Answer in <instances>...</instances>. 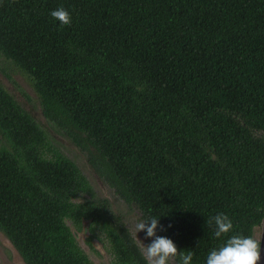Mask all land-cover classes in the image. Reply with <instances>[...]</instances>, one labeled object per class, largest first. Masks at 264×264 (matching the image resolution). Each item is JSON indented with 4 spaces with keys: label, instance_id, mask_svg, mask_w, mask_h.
I'll return each instance as SVG.
<instances>
[{
    "label": "trees",
    "instance_id": "16d2710c",
    "mask_svg": "<svg viewBox=\"0 0 264 264\" xmlns=\"http://www.w3.org/2000/svg\"><path fill=\"white\" fill-rule=\"evenodd\" d=\"M59 7L69 25L50 16ZM0 54L124 202L142 219L166 215L157 234L192 264L223 243L218 213L256 239L264 0H0ZM0 135V231L26 264H95L68 221L89 245L107 242L115 264H145L107 199L78 201L88 179L1 84Z\"/></svg>",
    "mask_w": 264,
    "mask_h": 264
},
{
    "label": "rangeland",
    "instance_id": "374dc122",
    "mask_svg": "<svg viewBox=\"0 0 264 264\" xmlns=\"http://www.w3.org/2000/svg\"><path fill=\"white\" fill-rule=\"evenodd\" d=\"M0 84L16 99V101L27 112H29L36 119L38 124L45 130L52 148L58 149L71 160H73L86 176L92 187V191L91 194H86L83 197H80L78 201L84 202L87 199L102 201L104 199H107L113 211L122 216L125 225L136 239L140 248L141 242L139 240H141L145 245L148 244L150 240L145 238L143 232L137 233L136 236L135 224L138 220L142 219L139 210L124 202L115 193V191L99 177L89 161V152L87 149L83 148L81 144L79 145L78 143H76L71 134L57 128L55 125L49 123L46 120L42 113V107L30 77L20 72V70H18L14 64L8 61L1 54ZM81 136L83 139H85L83 135ZM83 143L87 146L88 149L93 152L95 151V149L89 146L86 141H84ZM0 144H2L1 141ZM68 225L74 232L79 245L85 250V252L95 264H115L113 255L109 250L107 242L95 239L93 241V244L89 245L87 240L89 236L87 229L79 230L71 221H68ZM262 231L263 225L256 228V239H261ZM2 234L6 238H8L3 232ZM0 245H3L1 241ZM5 256H7L6 253L4 255L0 253V263L4 262L6 258ZM171 264H176V261L173 260Z\"/></svg>",
    "mask_w": 264,
    "mask_h": 264
},
{
    "label": "clouds",
    "instance_id": "9594fccd",
    "mask_svg": "<svg viewBox=\"0 0 264 264\" xmlns=\"http://www.w3.org/2000/svg\"><path fill=\"white\" fill-rule=\"evenodd\" d=\"M50 16L61 26L71 23V14L63 7L56 8L50 12ZM166 215H149L140 219L135 224L137 233L143 232L148 244L141 240V254L145 264H192L193 253L191 250H177L174 241L167 237L158 235L157 232H164L167 228L160 223V218ZM215 225L216 237H224L223 243L211 249L206 258L205 264H259L261 254V240L252 236L242 235L233 232L232 220L223 213H218L211 218ZM168 228L171 227L169 224Z\"/></svg>",
    "mask_w": 264,
    "mask_h": 264
},
{
    "label": "flooded vegetation",
    "instance_id": "af4514ba",
    "mask_svg": "<svg viewBox=\"0 0 264 264\" xmlns=\"http://www.w3.org/2000/svg\"><path fill=\"white\" fill-rule=\"evenodd\" d=\"M12 63V62H11ZM13 64V63H12ZM0 241L3 245H0V253L5 256V260L0 264H26L21 254L17 250V248L11 243V241L6 238L2 231H0Z\"/></svg>",
    "mask_w": 264,
    "mask_h": 264
},
{
    "label": "water",
    "instance_id": "95a60500",
    "mask_svg": "<svg viewBox=\"0 0 264 264\" xmlns=\"http://www.w3.org/2000/svg\"><path fill=\"white\" fill-rule=\"evenodd\" d=\"M263 231L261 236V254H260V261L259 264H264V220H263Z\"/></svg>",
    "mask_w": 264,
    "mask_h": 264
}]
</instances>
